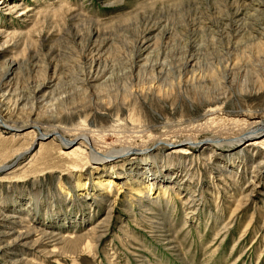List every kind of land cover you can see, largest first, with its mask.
<instances>
[{
  "label": "rangeland",
  "instance_id": "374dc122",
  "mask_svg": "<svg viewBox=\"0 0 264 264\" xmlns=\"http://www.w3.org/2000/svg\"><path fill=\"white\" fill-rule=\"evenodd\" d=\"M2 2H16L18 8L1 7ZM30 5L34 10L25 18L21 13ZM263 29L264 0H0V77L6 59L19 60L20 69L9 78H14L17 93L26 95L31 82L50 78L56 68L60 83L55 99L70 92L79 68L96 58L114 71L125 69L139 54L143 38L151 45L150 61L175 66L189 55L199 57L198 71L209 80L200 93L223 86L221 101L214 105L223 106V115L215 119L225 125L237 117L243 120L245 116L235 113L241 108L264 114ZM6 31L17 33L6 36ZM228 59L237 65L226 71L219 65L213 81L217 85L226 77L225 84L211 85L215 66ZM120 89L110 94L112 106H88L70 119L62 112L65 108L48 107L41 109V120L71 126L83 119L108 126L120 115L129 124L149 127V136L136 134V143L149 145L153 137L166 134L177 144L190 133L185 126L209 106L194 91L188 98L159 99L151 94L131 98ZM220 130L222 136L236 132L232 127ZM15 132L4 128L0 133V165L13 164L15 154L34 139ZM40 136L0 173V206L22 209V226L52 228L69 241L38 252L32 243L41 235L35 231L20 248L27 264H264V146L247 150L243 157L228 155L226 145H214L203 154L201 147L183 144L190 151L189 157H181L166 156L172 145L162 143L155 147L157 160L151 164L161 182L150 195L139 158L120 157L97 168L84 149L73 154L57 138ZM110 210L109 221L103 223ZM100 225L106 233L96 238ZM2 227L0 222V231ZM3 251L0 264H17Z\"/></svg>",
  "mask_w": 264,
  "mask_h": 264
},
{
  "label": "bare ground",
  "instance_id": "6f19581e",
  "mask_svg": "<svg viewBox=\"0 0 264 264\" xmlns=\"http://www.w3.org/2000/svg\"><path fill=\"white\" fill-rule=\"evenodd\" d=\"M251 3L255 5L254 1H251ZM1 7L15 10L18 8V5L16 2H2ZM32 10H34L33 6H26V10L23 11L21 15L27 18L29 16L27 14ZM5 33L6 36H9L17 32L6 31ZM18 33L22 34L21 32ZM92 33L94 34L96 31ZM259 34L260 37L264 38V29ZM25 37L28 39L29 35ZM147 42L148 41L143 38L138 42L140 47L139 54L129 59L125 69L119 72L114 71L113 67L109 66L107 63L103 64L100 58H96L89 64L86 63L87 65L81 66L73 78L74 81L72 80L73 84L70 83V90H68L70 92L60 94L55 99V90L60 83V77L58 76L56 68L53 69L50 78L31 82L32 84L30 83V85H28V93L26 95H20L17 93V87L12 83L14 78L11 80V77L9 78V76H15L16 71L20 69V61L13 58L6 59L2 66V72L5 77H0V127L10 128L14 132L15 130L23 132L26 136L33 135L32 138H34L28 147L15 154L17 157L16 160H18V158L21 159L30 150L35 138L39 135L42 137L49 134L52 139L57 138L63 148H72L73 154L79 153L81 148L84 149L85 156L89 159L90 163L97 164V168L102 164L103 167H106L108 162L120 157H122L123 160L126 156L139 158L146 169L144 173L147 187L146 193L152 195L160 179L152 172L151 164L157 160V154L154 152L155 147L160 146L162 143L172 145L170 147V154L166 156L181 154V157H189L188 153L190 151L186 150L185 147L182 146L183 144L201 147L202 150L199 148V152L203 154L206 153V151H211L210 147H214V145H226L229 148L223 151L228 155H233L238 152L243 157L246 155L247 150L255 151L259 146H264V114H260V112L252 113L251 111H245L241 108L240 111L235 113L236 115L238 114V116H245L242 118L243 120L237 119V117L230 121L228 120L229 122L225 125L217 123L219 119L216 121L215 118L218 115H223L222 112L224 108H222V105H214V103L217 104L221 101L219 95L223 94L222 92L224 91L221 92L219 90L222 89V85L225 84L226 77L224 80H217V85L222 86L218 91L214 90L200 93L201 88L207 87L204 85L208 84L207 82L209 80L207 75L199 73L198 71L199 57L194 54L189 55L183 58L184 61L182 60V63L175 66L166 62L167 60L159 61L158 59L157 61H150V54L152 51L151 45L147 44ZM262 43L264 44V40ZM97 50H100V48H97ZM221 64V69H225V71L233 70V66H235V64L237 65V63L229 59L224 65L218 62V66H215L212 75H210L211 79H213L211 80V85L214 83V79H217L215 75L217 76L218 72L221 71L218 70ZM116 77L119 80V84ZM7 78L9 79L6 80ZM123 78L124 80H121ZM120 83L122 86H120ZM119 88H121L120 93L125 92L131 98H137L140 95L148 96L149 94L159 99H168L172 96L176 98H178V96L188 98L189 96L187 97V95H190V91H194L196 95L199 94V98L201 97L207 100L209 106H206V110L198 118H191L192 120L189 125L185 126L187 128L186 130L190 133L187 134V136L185 135V139L177 144L166 134H159L153 137V142L149 145H146V143H136V134L142 135L140 137H145V134L147 135L149 133V127L140 125L138 122L129 124L126 122L127 118L121 117L120 115H117L112 124L108 126L95 125L93 122L89 123L83 119L78 122H73L71 126L61 125L60 123L49 124L41 120V114L43 116L45 111L48 110V107H54V110L55 108H65L62 112L64 111L68 119H70L74 111L77 110L81 112L82 109L88 106L93 105L96 108L101 105L106 106L107 104L112 106L114 101H111V93L114 92L117 95L119 93ZM187 88L189 89L187 90ZM102 89L105 90L106 94L102 93ZM129 99L130 98H128V100H122L118 103V107H122V105L128 103ZM76 100L78 104H75ZM67 104L72 106L68 107L66 106ZM45 108L47 109L45 110ZM41 109L45 110L44 113H41ZM54 117H56V114ZM6 125H8V127ZM223 127H232L236 129V132H234L232 136H222L224 132L220 129ZM4 128H0V133ZM203 132H210L212 135L201 139L198 136ZM149 134L147 136H149ZM113 137L116 142L111 140ZM241 141L243 142L242 145H240ZM85 145L87 148L83 147ZM262 153H264V151ZM207 155L210 156V154ZM75 159L81 160L85 158L77 156ZM7 165V163L0 165V173L8 167ZM121 165L122 168H124L125 164L123 163ZM108 179L110 181L111 178L107 177L106 180ZM170 186L175 187V185L171 184ZM154 198L155 197H152V199ZM36 202H38V200H36ZM17 208L15 206V211H8L6 205L2 204L0 206V222L3 226L0 231V239L3 245H0V249L5 248V251H3L6 252L5 255L14 256L15 263L27 264L28 259L20 252V248L28 242L34 233L40 231L39 233L41 235L32 243L33 247L38 249V252L46 251L50 246L57 247L58 242L63 241V243H67V241H69L67 240L68 237H63L61 232H55L52 228L46 229L42 227L38 231L30 225L22 226L21 222L25 216L22 214L23 210ZM110 212L111 210L106 212L105 219L104 221L102 220L103 223L109 221L108 215ZM96 227V230H94L97 231L98 229L96 238L103 237L106 233L105 226L100 225ZM7 236L8 241H5L7 240ZM91 244L92 243L88 242L87 247L91 246ZM36 263L37 262H33L32 264Z\"/></svg>",
  "mask_w": 264,
  "mask_h": 264
},
{
  "label": "water",
  "instance_id": "95a60500",
  "mask_svg": "<svg viewBox=\"0 0 264 264\" xmlns=\"http://www.w3.org/2000/svg\"><path fill=\"white\" fill-rule=\"evenodd\" d=\"M14 163H15V162H14ZM14 163H13V164H11L10 166H8L7 168H10L11 166H13V165H14ZM7 168H6V169H7Z\"/></svg>",
  "mask_w": 264,
  "mask_h": 264
}]
</instances>
